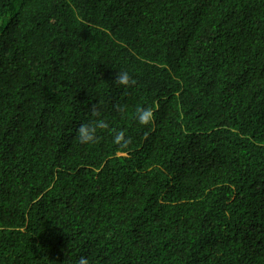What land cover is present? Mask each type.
Masks as SVG:
<instances>
[{
  "label": "trees",
  "instance_id": "trees-1",
  "mask_svg": "<svg viewBox=\"0 0 264 264\" xmlns=\"http://www.w3.org/2000/svg\"><path fill=\"white\" fill-rule=\"evenodd\" d=\"M79 256L264 264V0H0V264Z\"/></svg>",
  "mask_w": 264,
  "mask_h": 264
},
{
  "label": "clouds",
  "instance_id": "clouds-1",
  "mask_svg": "<svg viewBox=\"0 0 264 264\" xmlns=\"http://www.w3.org/2000/svg\"><path fill=\"white\" fill-rule=\"evenodd\" d=\"M86 75L78 76V81L84 79ZM89 76V73L87 77ZM114 82L118 85L125 87H131L136 83L135 79L126 70L116 71ZM123 111V107L120 109ZM93 113L96 114V109H93ZM134 118L139 125H148L154 119V112L151 107L138 106L135 109ZM109 126L103 120H95L90 122H83L75 130L77 141L84 145H94L98 142V130L107 129ZM129 139L123 130H114L112 134V143L118 145L121 148L127 147L129 144ZM74 264H91L90 259L86 256H79Z\"/></svg>",
  "mask_w": 264,
  "mask_h": 264
}]
</instances>
